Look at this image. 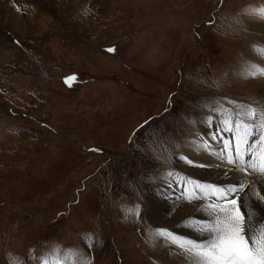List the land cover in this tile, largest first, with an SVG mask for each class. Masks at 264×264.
<instances>
[{
	"label": "rangeland",
	"instance_id": "rangeland-1",
	"mask_svg": "<svg viewBox=\"0 0 264 264\" xmlns=\"http://www.w3.org/2000/svg\"><path fill=\"white\" fill-rule=\"evenodd\" d=\"M261 9L264 0H0V264L185 263L161 234L185 216L202 222L190 217L198 205L228 195L194 170L209 159L246 173L212 147L219 121L264 110L249 86L264 75L240 72L264 68V54L249 55L264 48ZM57 82L76 93L58 96ZM205 120L215 140L202 136ZM163 177L183 207L157 219Z\"/></svg>",
	"mask_w": 264,
	"mask_h": 264
},
{
	"label": "bare ground",
	"instance_id": "bare-ground-1",
	"mask_svg": "<svg viewBox=\"0 0 264 264\" xmlns=\"http://www.w3.org/2000/svg\"><path fill=\"white\" fill-rule=\"evenodd\" d=\"M256 20L260 22L261 17H258ZM40 22H41V26L45 25L44 22H42V21H40ZM257 31L259 33H261L264 37V29L258 28ZM251 43H252V45H254L253 41ZM251 54L252 55L253 54L262 55V54H264V48L262 49V48H259V46L255 45L252 47V49L250 50V53H249V55L252 57ZM244 68H246L247 70H241L240 72L252 73L253 69L256 67L252 68L251 65H246ZM259 68H262V67H259ZM254 76H256V75L254 74ZM249 86H250V91H254L255 92L254 94H256L260 98H263V100H264V80L260 81L258 79H255L249 84ZM247 110H245L242 113L241 117L238 116L236 119L239 120V122L241 123L242 126L245 124L256 126V127H253V132H256L257 135L261 132H264V129L258 128L261 117H264V114H263L264 110L262 108L260 109V113L258 114V116L254 122H253V119L249 118V116H248V112L250 110L254 111V109H250V110L247 109ZM234 116H237V115H233V117ZM233 117L229 118V121H231V123L229 124L230 128L235 127V122H234ZM204 122H205V124H204L205 127L202 126L203 127L202 136L206 137L207 139L210 138V141L213 139L215 140L217 137V134H214L213 132L211 133L210 132L211 131L210 123H208L206 120ZM219 122L220 123H219V129H218L219 130L218 138H222L221 140L223 141L222 142L223 145L217 144L216 148H214V146H213L212 149H214L215 152L218 153L220 156H222V153L224 152L223 150H226L227 151L226 153H228V157L233 158L235 160V162L241 163V160H242L243 163H241V164H243V166H244L243 171H245L246 173H243L241 171L239 172L235 168L222 167L221 165H218V164L211 162V160H209V159H207V160L205 159L206 164H210L212 167L208 166L207 170H203L202 168H201V170H199L196 168L194 170V172H195L194 174H197V177L202 176V177H204V179L206 178L207 180H210L209 182H211V184H213V186H215L218 191L222 190V191L228 192L227 191L228 189H236L237 186H239L241 184H247L248 190L244 194L243 200L245 201V203L243 204L242 210H247L249 212H252L255 216L258 212L257 210L260 211V209L262 207H264L263 206L264 203L262 201V200H264V198H263V195H264V175L262 176L261 174H257V173H259L258 171H253L252 168L247 167L246 162L249 161V164H252V165L259 167L260 156H261V145L257 144L251 151H249V150H247L245 145L241 144L240 145L241 157L239 159H237L236 155H235V151L234 150L229 151L228 149H226L225 144H228L229 142H231L233 149H234V147L237 143L235 141V139L236 138H237V140L239 139V134H234L232 131L226 130L225 129V123L223 121H219ZM256 138H257L256 136L249 137L248 143H251L252 140L256 139ZM165 180H166V183H168V178H166ZM235 181H237L238 184ZM163 183H164V177L161 179L159 184L164 185ZM170 186H165V185L163 186V187H166L165 189H167L168 192H170L168 194L164 195V193L162 191H160V192L156 191L154 193L155 196L153 198L154 200L152 201V210H153L152 212H153V215L157 219H160V217H162L164 214H168V213L171 214V213L175 212L176 210L179 211V209L183 207V206H181V207L178 206V203H177L176 197L178 198V197H180V195L178 193H177V195L172 194L173 192H176L175 190H172V189L173 188L177 189L176 187L178 185H175V187L171 186V188H170ZM202 189H204V188H202ZM209 189L211 190L210 187H209ZM204 190H202L203 195L205 194ZM197 191L198 190L196 188L195 192L197 193ZM211 193H212V190H211ZM222 195H223L222 193H220V194L217 193V198L221 199ZM228 195L226 194L223 196H227L229 198L230 196H232V193L228 192ZM174 196H176V197H174ZM238 203H240L239 200H238ZM201 204H202L201 206L198 205L199 207L195 211L196 215H194L195 214L194 213V214L190 215V217L194 216V217H192V219H195V218L202 219V222L200 220L198 223L192 222L193 220H191L190 218H187L185 216L184 217L185 221L183 222V224L180 223V221L175 222V224H173V226H174L173 229L172 230H166V232L164 233L165 235L161 234L162 237H166L167 239L169 238L170 240L173 241L174 244H177V245L178 244L181 245V244L189 242V241L201 242V241L205 240L207 238V232L203 231L200 226L201 225H207L209 223V215H210V211H211L209 206L213 205V204H210V205H203V203H201ZM218 206H227V205H226L225 201L222 200V201H220V205H218ZM185 218H187V219H185ZM170 231H172V232H170ZM167 248H168V246L165 245L164 248H160L158 250V252L165 254ZM61 261H59L58 264H64V261H62V262ZM184 261H185V263H182V264H192V261L190 258H186V260L184 259ZM161 262H163V264H181L182 257H181V261H180L179 258L177 259L174 256H170L167 254L164 258L161 259ZM65 264H74V261L73 260L70 261V259H68L67 261H65Z\"/></svg>",
	"mask_w": 264,
	"mask_h": 264
},
{
	"label": "snow or ice",
	"instance_id": "snow-or-ice-1",
	"mask_svg": "<svg viewBox=\"0 0 264 264\" xmlns=\"http://www.w3.org/2000/svg\"><path fill=\"white\" fill-rule=\"evenodd\" d=\"M259 14L264 15V9L259 10ZM112 51V49H109ZM252 74L264 75V68H254ZM74 77L67 78L65 83H69ZM248 116L251 119L256 118L254 111H249ZM231 121L225 122V129L239 134L238 142L234 149L229 142L225 148L229 151L234 150L236 158L241 157V144H244L247 150L251 151L257 144L261 145V156L259 167L248 164L247 167L253 171L264 174V132L257 135L253 132L254 125H241L236 122L234 128L228 127ZM258 128L264 129V117H261ZM256 136L251 143L248 139ZM229 163H235L231 157ZM241 163L243 161L241 160ZM244 185L237 186L236 189H228L232 193V198L221 196L227 206L210 205L209 223L201 225L203 231L207 232V238L201 242L189 241L180 245L189 253L192 264H264V217L256 218L255 222L259 229L252 227L254 214L243 209L242 202L238 203L237 193L243 191ZM246 220L248 223L246 224Z\"/></svg>",
	"mask_w": 264,
	"mask_h": 264
},
{
	"label": "crops",
	"instance_id": "crops-1",
	"mask_svg": "<svg viewBox=\"0 0 264 264\" xmlns=\"http://www.w3.org/2000/svg\"><path fill=\"white\" fill-rule=\"evenodd\" d=\"M60 75V73L58 74V76ZM57 76V77H58ZM55 80V79H54ZM57 80V79H56ZM56 80H55V82H56ZM55 84V83H54ZM56 84H59L58 86H59V88H60V92H59V95L58 96H61V97H64V99H68V98H70L72 95H74L76 92H71V91H68V90H66V89H64L61 85H60V83L59 82H57ZM38 90V89H37ZM26 95L27 96H32L34 93H35V91L34 90H32V89H27L26 90ZM36 93L39 95V99L38 100H41V101H45L46 103H47V101L46 100H48V98L44 95L45 93H39V90L38 91H36ZM35 93V94H36ZM36 94V95H37ZM53 96V95H52ZM35 98V97H34ZM33 97H31V99H34ZM53 99H55V96H53V98H52V100ZM59 99V98H58ZM61 109H63V108H65V105L64 106H62V107H60ZM99 108V107H98ZM60 111H62V110H60ZM61 113V112H60ZM54 119H55V117H54ZM58 124H60V125H62V127L64 128V129H68L67 128V121H58L57 122Z\"/></svg>",
	"mask_w": 264,
	"mask_h": 264
}]
</instances>
